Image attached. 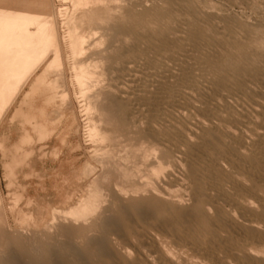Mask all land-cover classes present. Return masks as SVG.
<instances>
[{
  "label": "rangeland",
  "instance_id": "obj_1",
  "mask_svg": "<svg viewBox=\"0 0 264 264\" xmlns=\"http://www.w3.org/2000/svg\"><path fill=\"white\" fill-rule=\"evenodd\" d=\"M80 1L83 0H78ZM103 4L111 8L112 16L123 15L122 23L137 20L134 29L140 36L149 27H153L154 35L159 39L149 45L145 38L136 39L133 33L126 32L120 37V41H115L110 36V31L101 25L93 29L96 35L92 39L97 43L92 49L95 54L89 59L92 63L89 68L99 81H94L92 84L96 85H91L87 93L99 92L107 85L114 90L120 85L126 88V85H130L132 91L134 88L144 89L139 94L141 98L131 100L130 103L133 107L136 106L134 108L138 113L134 117V124L144 141L158 149L153 150V156L165 153V160L175 157L174 159L184 162V155L178 152L184 151V146L179 143L176 132L187 134L192 125V131L196 129L197 133V122L201 118L220 122L221 125H217L219 127L216 130L224 135V127L235 131V135L227 138V146L215 148L213 156L216 161L204 165L203 169V184L207 188V195L201 200V204L207 210L211 232L198 231L196 222L189 216L184 224L159 220L155 225L149 226L150 233L139 231L127 238L113 235L118 249H121L120 246L127 249L129 260L147 262L146 258L157 253L149 245L154 238L166 244L175 259L185 256L192 260L196 257L194 260H201L202 264H264V258L261 257L264 254V215L261 214L264 211V139L248 130L255 128L264 133V0H105ZM0 6L44 14L54 13L56 17L61 38L62 64L61 70L53 66L47 77L58 79L60 85L56 88L53 103L44 109L46 118L56 121L55 130L49 138L33 144V174L29 168L16 169V184L11 185L3 166L4 161L9 159L7 152L18 138L25 131H31V127L24 128L21 125L20 110L26 108L22 98L29 89L30 82L40 74L43 61L28 78L18 81L16 87L21 88L13 90L16 95H12L11 105L0 124V140L4 145L3 149L0 148V193L6 211V232L9 235L38 238L47 233L60 238L55 234L54 227H50L52 230L49 227L45 230L47 225H44L50 221V209H65L86 195L89 177L84 175L83 169L90 163L98 170L96 160L107 145L105 141L88 137L91 120L95 121L98 128L102 126L96 121L99 114L93 108L94 102H99L101 96L90 98L87 93L79 94L71 69L73 59L66 42L62 40L65 34L62 19L72 14L80 16L82 10L70 0H0ZM186 26L205 29L209 41L200 39L194 42L184 31L183 27ZM101 50H104L103 53ZM131 78L135 82L129 81ZM154 79L160 83L158 89L153 85ZM161 85L162 88L164 86L163 89ZM172 87H175L179 96L174 91L171 92ZM183 91L188 92L186 96L182 95ZM63 92L66 93L64 99L61 96ZM164 92H168L170 96L172 93L178 101H161L154 103L159 106H151L149 100L153 94L163 95ZM32 98L29 111L34 112L36 108L43 106L42 95L35 90ZM190 103L194 104V109L188 106ZM147 124H153L164 132L163 138L151 137L145 132ZM143 132L146 134H142ZM243 132L247 136L244 142L239 140V135ZM192 141H197L194 135ZM13 192L21 195L16 202L12 199ZM185 198L181 206L192 207L191 200L187 196ZM245 201L251 202L252 209L245 210ZM9 206L12 211H9ZM199 207L193 206L196 210ZM27 211L35 217V223L21 221L22 214ZM217 216L224 219L227 226L219 224L215 219ZM245 217L248 219H244ZM229 219H234L237 224L229 223ZM60 221L57 220L56 223ZM247 222L260 227V232L246 231L244 227ZM138 250L144 260L140 258ZM249 251L256 255L245 253Z\"/></svg>",
  "mask_w": 264,
  "mask_h": 264
},
{
  "label": "bare ground",
  "instance_id": "obj_2",
  "mask_svg": "<svg viewBox=\"0 0 264 264\" xmlns=\"http://www.w3.org/2000/svg\"><path fill=\"white\" fill-rule=\"evenodd\" d=\"M70 1L73 5H79L78 8H81L82 14L80 16L72 14L62 19L61 23L65 27V34L62 40L66 42L73 59L71 69L73 70L74 80L78 85L80 95L87 93L91 85H96L92 84L94 81H99L95 79L93 72L89 68V66H92L89 59L95 54L92 49L97 43L92 39L95 34L93 29L104 27L110 31V36L115 41H120V37L126 32L133 33L136 39L138 37L145 38L149 45L153 44L154 40L159 39L154 35L153 27H149L144 35L140 36V33L135 32L134 29L137 20L132 19L129 23H122L123 15L112 16L110 13L111 8L103 4L105 0ZM183 28L194 42L200 39L204 42L209 41L205 29L190 26ZM97 53H100V51ZM43 61L44 66L40 74L30 82L29 89L22 98V102H24L27 109L20 110L21 125L24 128L25 126L31 127V131H25L18 138L12 149L7 152L9 159L4 161L3 166L7 171L8 177H10L9 183L11 185L12 183L16 184L14 181L16 169H32L33 159L31 160V155L34 152L33 144L49 138L55 130L56 121L48 120L44 109L53 103L56 96V88L60 84H58V79H49L47 75L53 66H57L60 69L62 54L61 38L54 13L44 14L28 9L0 6V124L11 105L13 96L16 95L13 90L21 88V86L16 87L18 86V81L22 78H28ZM134 71L136 70L134 69ZM125 75L128 74L126 73ZM129 81H134V79L131 78ZM152 81L155 82L153 85L158 89L159 87L157 86L160 83L157 80L155 81V79ZM137 82L140 83V81ZM148 82L150 83L149 80ZM132 85L134 86L133 83ZM126 86L128 88L120 85L114 90L110 85H107L99 92L94 91L95 93H92L90 91L91 93H87L90 98L97 95L101 96L99 102H94L93 108L99 114V118L96 121L102 124L98 128L95 121L91 120L88 125V137L105 141L107 145L103 147L102 153L99 152L101 156L96 160L99 166L98 170L96 166L90 163H87L83 169L84 175L89 177L86 195L74 205L65 209L53 207L50 209V221L44 225V227L47 225L45 230L47 227H49V230H52L50 227H54L55 234L61 236L60 238L52 237L51 234L47 233L38 238L9 235L6 232V211L3 207L0 193V264H202L200 263L201 260H194L196 257L193 260L185 256L175 259V255H173V252L166 244L160 239L154 238L151 239L149 245L154 252H157L155 255L146 258L147 262L129 260L127 249L123 246L118 249V243L113 235L127 238L138 234L139 231L150 233L148 231L149 226L155 225L159 220L184 224L188 216L196 222L198 231L210 233L211 222L208 219L206 208L201 204V200L207 195V188L203 184V179L205 178L203 169L204 165L216 161L213 156L214 150L216 151L215 148L221 145L227 146L229 142L227 138L235 135V131L222 125L225 132L224 135L216 130L221 125L220 122H215L206 117L202 119L199 116L201 119L197 122V133L195 128L192 131V125L189 127L190 132L187 134L176 132L180 140L179 143L184 146V151L177 150L181 155H184V162L174 159L175 157L171 160H165V153H161L158 157L153 156L152 152L157 148H155L156 146L153 147L154 145L150 142L144 141L145 139L142 135L138 134L139 129L134 124V117L138 114L137 109L134 108L136 107L135 105L133 107L130 104L132 103L131 100L135 101L141 98L139 94L144 92V89L134 88V91H132L129 88L130 85ZM83 89L86 90L83 91ZM174 89L175 87L171 92L174 91L177 96L178 94ZM35 90L41 93L43 106L31 112L29 108L33 100L32 93ZM176 90L178 91V88ZM168 91L170 90L168 89ZM165 93L163 95L161 93L160 95L152 93L153 96L149 100L150 105L152 106L154 103L161 101L165 103L178 101L177 97L172 96V93L171 96L168 95V92ZM187 93L183 91L182 95L186 96ZM61 96L64 99L66 93L63 92ZM157 105L155 106L157 107ZM188 106L194 109L193 103ZM145 129V132L151 137L163 138L164 132L159 131L153 124H147ZM248 130L251 134L262 140L264 139L263 132L255 128ZM145 132L142 134H146ZM192 135L196 137L197 141H192ZM246 137V133L243 132L239 135V140L244 142ZM235 142L238 143L237 141ZM0 148H4L1 140ZM262 153L264 154V151ZM197 160H200V163L197 164ZM30 171L31 173L34 172V169ZM233 181L236 183V179ZM39 184L41 183L39 182ZM20 196L19 193L13 192V201L16 202ZM186 196L191 200L192 207L181 206L182 200ZM25 201L29 203L28 199ZM193 206L200 207L196 210L197 207L193 208ZM243 206L245 210L252 209L250 201H245ZM18 209L20 208L18 207ZM9 211H12L11 206H9ZM261 214L264 215V211ZM215 219L219 224L227 226V222L221 217L217 216ZM23 220L35 223V217L28 211L22 214L21 221ZM57 220H61L60 223H56ZM228 221L232 224L236 223L234 219H229ZM55 223L56 225L53 226ZM244 229L248 232H260V227L255 224H245ZM245 253L256 255V253L251 251ZM138 254L143 259V255L139 250ZM261 257L264 258V254Z\"/></svg>",
  "mask_w": 264,
  "mask_h": 264
}]
</instances>
